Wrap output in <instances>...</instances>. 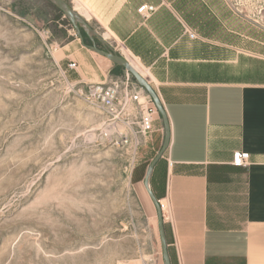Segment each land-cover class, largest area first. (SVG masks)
I'll return each mask as SVG.
<instances>
[{
    "label": "rangeland",
    "instance_id": "rangeland-1",
    "mask_svg": "<svg viewBox=\"0 0 264 264\" xmlns=\"http://www.w3.org/2000/svg\"><path fill=\"white\" fill-rule=\"evenodd\" d=\"M62 1L111 42L81 4ZM222 1L237 27L264 37V0ZM79 33L47 0H0V264H147L153 253L158 218L144 179L163 122L143 135L134 105L112 122L85 102L80 59L67 48L76 39L93 52ZM104 63L113 65L104 84L128 77L148 95Z\"/></svg>",
    "mask_w": 264,
    "mask_h": 264
},
{
    "label": "crops",
    "instance_id": "crops-1",
    "mask_svg": "<svg viewBox=\"0 0 264 264\" xmlns=\"http://www.w3.org/2000/svg\"><path fill=\"white\" fill-rule=\"evenodd\" d=\"M75 1L113 52L144 69L163 105L169 145L150 188L169 208L170 264H264L263 34L237 27L222 0ZM144 5L155 7L148 17L137 12ZM75 44L81 82H106L113 65ZM237 151L249 154L245 167L232 166ZM147 264H164L159 232Z\"/></svg>",
    "mask_w": 264,
    "mask_h": 264
},
{
    "label": "built area",
    "instance_id": "built-area-1",
    "mask_svg": "<svg viewBox=\"0 0 264 264\" xmlns=\"http://www.w3.org/2000/svg\"><path fill=\"white\" fill-rule=\"evenodd\" d=\"M155 11V7L144 5L138 8L137 12L148 17ZM185 32L191 39L195 37L194 33L185 29ZM121 52V51H120ZM75 64L71 63L69 68H75ZM128 77L124 81H111L104 83H87L83 92L85 102L96 109L104 117L112 122H121L130 105H134L135 109L140 113L138 122L139 133L143 135L154 132V124L158 118L157 109L150 96H142V94L131 87ZM249 160V154L237 151L232 155V166L236 168L245 167ZM159 203L161 213H168L169 208L165 203Z\"/></svg>",
    "mask_w": 264,
    "mask_h": 264
},
{
    "label": "water",
    "instance_id": "water-1",
    "mask_svg": "<svg viewBox=\"0 0 264 264\" xmlns=\"http://www.w3.org/2000/svg\"><path fill=\"white\" fill-rule=\"evenodd\" d=\"M50 2L52 5H54L74 27L76 33L80 36L79 33V28L82 29V31L86 34V36L89 38V40L92 43V46L90 49L95 52L97 55L104 57L107 59L109 62L125 69L128 73H131L137 83L146 90L150 98L152 99L157 112L160 114L163 125H164V131H165V137L163 141L162 148L160 151L156 154L154 159L151 161L145 179H144V187L153 202L156 211H157V218H158V232H159V237H160V244H161V251H162V259L164 264H170L168 254H167V248H166V243H165V237H164V227H163V217L162 213L160 210V207L152 194L150 190V185H149V179L151 172L153 171L155 165L158 163V161L163 157V154L168 148L169 145V126L167 122V117L163 108L162 103L160 102L159 98L157 97L156 93L153 91V89L149 86V84L142 79L136 73L119 55L115 54L108 46L107 44L99 37L97 34L89 27V25L81 18L79 15L73 11V9H70L62 0H47ZM94 38L104 47L105 49H99L94 47Z\"/></svg>",
    "mask_w": 264,
    "mask_h": 264
},
{
    "label": "bare ground",
    "instance_id": "bare-ground-1",
    "mask_svg": "<svg viewBox=\"0 0 264 264\" xmlns=\"http://www.w3.org/2000/svg\"><path fill=\"white\" fill-rule=\"evenodd\" d=\"M130 67H131L136 73L140 74L142 77L144 76L143 73H142V71H144L143 68L137 66V71H136L132 66H130ZM144 72H145V71H144ZM145 73H146V72H145ZM146 74H147V73H146ZM147 76H148V74H147Z\"/></svg>",
    "mask_w": 264,
    "mask_h": 264
},
{
    "label": "trees",
    "instance_id": "trees-1",
    "mask_svg": "<svg viewBox=\"0 0 264 264\" xmlns=\"http://www.w3.org/2000/svg\"><path fill=\"white\" fill-rule=\"evenodd\" d=\"M115 69L117 70V72H120L122 70V68L117 67V66H115Z\"/></svg>",
    "mask_w": 264,
    "mask_h": 264
}]
</instances>
